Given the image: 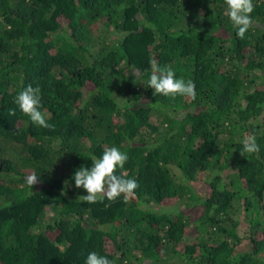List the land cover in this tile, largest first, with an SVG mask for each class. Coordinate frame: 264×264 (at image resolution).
Segmentation results:
<instances>
[{
  "label": "trees",
  "instance_id": "1",
  "mask_svg": "<svg viewBox=\"0 0 264 264\" xmlns=\"http://www.w3.org/2000/svg\"><path fill=\"white\" fill-rule=\"evenodd\" d=\"M253 5L240 39L224 0H0V264H85L92 251L264 264V0ZM153 61L196 98L153 95ZM28 85L54 128L13 102ZM248 135L260 151L245 157ZM112 146L128 155L116 174L139 187L83 202L74 171Z\"/></svg>",
  "mask_w": 264,
  "mask_h": 264
},
{
  "label": "clouds",
  "instance_id": "2",
  "mask_svg": "<svg viewBox=\"0 0 264 264\" xmlns=\"http://www.w3.org/2000/svg\"><path fill=\"white\" fill-rule=\"evenodd\" d=\"M226 4L225 14L230 20L235 35L243 39L246 32L253 26L251 13L254 10L253 0H224ZM199 18H203L201 16ZM148 87L153 89V95H163L175 98L177 95L196 98L195 83L192 80L177 78L173 69L168 66H159L152 62L151 71L147 79ZM19 110L30 118V121L41 128L52 129L54 125L48 123L45 114L40 110L41 92L39 87L28 85L24 87L13 101ZM10 115H14V110H9ZM260 146L256 142L255 135H248L242 141L240 155L258 153ZM128 160L126 152L112 146L106 147L99 157L91 159V166H81L73 173L76 188H83L87 195L79 196L83 202L95 203L98 200L107 198L113 201L121 195L125 200L139 187L138 181L134 178H125L117 175V168H123ZM25 183L32 189L38 183V175L30 173L24 178ZM67 185V181H65ZM85 264H114L107 256L100 255L96 251L87 254Z\"/></svg>",
  "mask_w": 264,
  "mask_h": 264
},
{
  "label": "rangeland",
  "instance_id": "3",
  "mask_svg": "<svg viewBox=\"0 0 264 264\" xmlns=\"http://www.w3.org/2000/svg\"><path fill=\"white\" fill-rule=\"evenodd\" d=\"M195 185H196V186H194L195 191L200 192L201 194H203V192L205 191V188L201 187L199 183L198 184L195 183ZM150 204L151 205H149V206H151V208L156 207L155 204H153V203H150ZM174 208H184L185 209L187 207L185 205V202L181 200V201L176 202V204L174 205ZM167 209L169 210V208H167Z\"/></svg>",
  "mask_w": 264,
  "mask_h": 264
}]
</instances>
